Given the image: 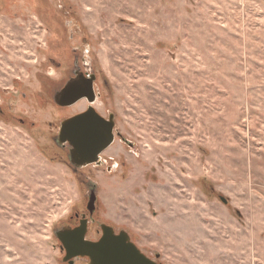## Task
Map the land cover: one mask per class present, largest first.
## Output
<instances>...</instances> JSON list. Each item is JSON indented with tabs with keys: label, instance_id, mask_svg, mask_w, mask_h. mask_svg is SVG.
<instances>
[{
	"label": "rangeland",
	"instance_id": "rangeland-1",
	"mask_svg": "<svg viewBox=\"0 0 264 264\" xmlns=\"http://www.w3.org/2000/svg\"><path fill=\"white\" fill-rule=\"evenodd\" d=\"M83 55L134 145L101 213L160 263L264 264V0H0V264H63L82 191L55 140L83 106L52 95Z\"/></svg>",
	"mask_w": 264,
	"mask_h": 264
},
{
	"label": "flooded vegetation",
	"instance_id": "flooded-vegetation-1",
	"mask_svg": "<svg viewBox=\"0 0 264 264\" xmlns=\"http://www.w3.org/2000/svg\"><path fill=\"white\" fill-rule=\"evenodd\" d=\"M72 65L73 66L68 69V72L67 74H65L63 79L60 81L58 80L57 83H55V87L57 88L53 91L52 98L58 107L68 108L77 104H81L83 106V109L72 113V115L65 116L62 120L66 118H72V116L84 113L90 106H92L95 112L100 116H103L108 120L111 119L112 116L113 120L115 121L113 132L114 137L111 145L98 154V158L96 161L89 162L88 164H72L69 158V153L72 146L69 143H65L64 146H61L55 140L57 148L56 150L61 149L64 155L59 156L58 151H56L57 153H55L54 158L57 160V162L60 161L63 164H68V168L70 169V171H72L73 175H75L76 182L81 185L80 189L82 191V195H80V202L74 203L73 207L71 208V213L66 218L58 221V223H56L54 227L53 234L57 241L56 247L60 251V261H62L63 264H90L91 258L82 255V253H80V248L75 249L74 255V243H77L81 237L86 242L98 241L104 236L105 231H108L112 232L115 236H129L130 240L132 242L134 241L133 236L128 229H125L120 225L117 226L113 220H108L101 213L100 199L98 195L100 185H98L97 180V173L103 171L109 174H114L117 173L120 165L126 166V162L124 160L119 161V159L117 160V158L119 156L122 158V155L125 154L126 151L131 152L134 145L133 141L122 136L119 128L116 127L117 113L111 112L109 110L107 112H100L96 107V104L102 97L103 92L101 85H99V75L97 73V70H94L92 58L90 59L89 55H83L82 59L79 57L78 59L74 60V63H72ZM89 82L91 83V85H93V91L89 92V96L80 98L75 103H72V105L63 106L57 103L56 97L58 96V99L62 98V94H60V92L68 85L75 83L76 85H78V89L81 92H84L88 88ZM89 97L93 98L94 100L90 101ZM1 112L2 111L0 110V115L2 116L3 113ZM59 129L57 132V136L59 133ZM117 142H120L122 144L121 146H119L122 149L118 150L121 153L119 156H113V148L115 147ZM81 191H79L80 194ZM60 238L65 239L66 243L69 245V252L67 250V246ZM134 243L138 246L136 241H134ZM157 259L155 260L159 262L160 258Z\"/></svg>",
	"mask_w": 264,
	"mask_h": 264
},
{
	"label": "water",
	"instance_id": "water-1",
	"mask_svg": "<svg viewBox=\"0 0 264 264\" xmlns=\"http://www.w3.org/2000/svg\"><path fill=\"white\" fill-rule=\"evenodd\" d=\"M88 85L84 92H81L75 83L68 85L60 92L62 98L56 97L57 103L63 106L72 105L80 98L89 96V92L93 91V85L90 82ZM89 99L94 100L91 97ZM114 126L112 116L109 120L105 119L90 106L86 112L62 120L56 141L61 146L65 143L72 146L69 153L72 164H88L96 161L98 154L111 145ZM222 199L227 202L224 197ZM60 239L69 252L70 247L65 239ZM76 248L81 249L82 255L91 258L90 264H166L145 255L129 236H115L108 231H105L104 236L98 241L86 242L81 237L74 243V255ZM159 257L157 254V258Z\"/></svg>",
	"mask_w": 264,
	"mask_h": 264
},
{
	"label": "crops",
	"instance_id": "crops-1",
	"mask_svg": "<svg viewBox=\"0 0 264 264\" xmlns=\"http://www.w3.org/2000/svg\"><path fill=\"white\" fill-rule=\"evenodd\" d=\"M184 218V217H183ZM184 220H186V219H184ZM189 255H190V253H189ZM192 255V254H191Z\"/></svg>",
	"mask_w": 264,
	"mask_h": 264
}]
</instances>
